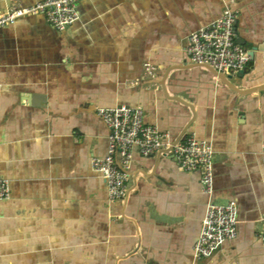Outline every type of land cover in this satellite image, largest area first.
<instances>
[{"label":"crops","instance_id":"obj_1","mask_svg":"<svg viewBox=\"0 0 264 264\" xmlns=\"http://www.w3.org/2000/svg\"><path fill=\"white\" fill-rule=\"evenodd\" d=\"M40 1L0 0V14ZM229 1L80 0L65 30L42 13L0 29V172L11 186L0 264H264V89L243 93L264 88V0L230 3L253 52L233 77L242 92L188 54L189 35ZM122 105L143 108L170 147L191 124L215 151L214 194L172 154L135 149L129 193L112 200L92 165L109 151L97 110ZM210 200L236 202L238 235L196 259Z\"/></svg>","mask_w":264,"mask_h":264},{"label":"built area","instance_id":"obj_2","mask_svg":"<svg viewBox=\"0 0 264 264\" xmlns=\"http://www.w3.org/2000/svg\"><path fill=\"white\" fill-rule=\"evenodd\" d=\"M80 0H44L23 7L13 4L0 14V29L15 24L18 19L35 14H45L48 22L58 30H65L80 20L78 8ZM226 3L223 15L208 25L192 32L188 37V54L197 65H210L219 72L238 75L246 71L251 56L238 41L236 23L238 10ZM152 67H147L151 72ZM107 124L109 151L103 156H95L94 169L101 173L108 183L112 200L124 199L129 193V173L133 151L150 156L157 152L172 154L179 167L186 171H201V182L206 194L212 196L215 190L214 155L211 144L201 141L195 133L187 132L175 145L165 141L167 134L156 125L145 123V111L141 107L127 105L97 110ZM11 186L0 172V201L10 199ZM263 229L260 238L264 242ZM238 207L235 201L217 203L210 200L202 223L201 233L194 245L196 259L212 256L227 240L238 235Z\"/></svg>","mask_w":264,"mask_h":264},{"label":"water","instance_id":"obj_3","mask_svg":"<svg viewBox=\"0 0 264 264\" xmlns=\"http://www.w3.org/2000/svg\"><path fill=\"white\" fill-rule=\"evenodd\" d=\"M239 41V39H238ZM240 42V41H239ZM260 49L264 50V46H261ZM252 53L253 52H249L250 56L252 57ZM206 67H208V69H210L211 71H213L216 75L219 76V78L221 80H226L225 83L227 85H229L230 88L234 89L235 91L238 92H242V90L237 86V83L233 82V77L234 75L225 73V72H219L217 71L214 67L210 66V65H206ZM245 75V71H241L240 73H238V76L241 78ZM260 89H264L263 87L260 88H254V89H246L247 91H244L243 93H250L253 91H257ZM41 97H35V101L37 102ZM178 100L182 101L179 97H177ZM40 101V100H39ZM191 124H189L186 129L184 130L183 134L181 135V137L176 141V143H178L184 136V134L187 132V130L189 129ZM176 143H174L173 145H175Z\"/></svg>","mask_w":264,"mask_h":264}]
</instances>
